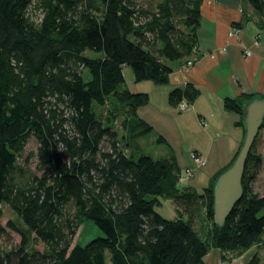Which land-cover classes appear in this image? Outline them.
Segmentation results:
<instances>
[{
  "label": "trees",
  "instance_id": "1",
  "mask_svg": "<svg viewBox=\"0 0 264 264\" xmlns=\"http://www.w3.org/2000/svg\"><path fill=\"white\" fill-rule=\"evenodd\" d=\"M244 1L263 27L264 0ZM147 2L143 7L135 0H0V205L23 223H8L20 240L0 252V264H205L210 248L230 262L264 245V195L251 186L258 133L242 194L222 226L213 222V185L242 143L199 191L178 186L173 155H131L134 138L152 127L137 114L148 95L125 86L123 68L131 69L135 82L167 83L173 65L191 57L197 44L202 0ZM30 5L41 11L39 21L28 16ZM197 95L185 84L169 91L168 103H192ZM245 102L226 97L222 106L244 125ZM118 116L124 134L114 127ZM30 137L37 143L38 174L18 161ZM104 140L107 149H101ZM163 199L175 203L176 218L155 211ZM200 210L203 234L192 226ZM84 220L102 235L72 244ZM245 264H259L257 253Z\"/></svg>",
  "mask_w": 264,
  "mask_h": 264
},
{
  "label": "crops",
  "instance_id": "2",
  "mask_svg": "<svg viewBox=\"0 0 264 264\" xmlns=\"http://www.w3.org/2000/svg\"><path fill=\"white\" fill-rule=\"evenodd\" d=\"M260 19L244 0H202L197 44L191 54L195 61L188 70H181L183 63H175L167 83L156 84L135 82L131 69L123 68L125 84H143L139 88L135 86L136 90H129L148 95V103L137 109L138 116L153 129L158 118L163 119L160 124L175 132L182 145L205 156L204 166L211 158H217L220 165L209 176L230 162L244 137V125L239 122V115L225 110L223 99L236 98L242 102H247L249 96L264 99V26H259ZM229 31L235 33L229 36ZM244 49L250 52L249 56L244 55ZM184 84L195 87L198 95L189 110L179 112L169 105L168 93ZM168 121H175L177 127L169 128ZM180 128L185 132L183 137ZM124 133L122 130L120 134ZM160 133L159 141H168L165 138L168 134ZM187 134L192 138L187 136L185 140ZM127 138L126 135L125 141ZM133 141L137 147L140 138L135 137ZM261 247H254L260 261ZM210 253L211 264H215L217 258L221 262L217 263H226H222L217 249L212 248Z\"/></svg>",
  "mask_w": 264,
  "mask_h": 264
},
{
  "label": "rangeland",
  "instance_id": "3",
  "mask_svg": "<svg viewBox=\"0 0 264 264\" xmlns=\"http://www.w3.org/2000/svg\"><path fill=\"white\" fill-rule=\"evenodd\" d=\"M138 5L146 7L149 6V3L147 0H135ZM159 0H154V2L151 3L153 6L155 2H158ZM28 16L30 17L31 20L33 21H39L42 13L39 9H35L32 5L28 7ZM85 55L88 56H100L101 53H95L90 50H85L84 52ZM79 70H82L80 67ZM84 71V79L87 80L89 79V73L87 70H82ZM127 80V79H126ZM125 84V82H124ZM134 84L127 82L125 86L130 89V90H136L135 86H141L143 84ZM104 112V110H103ZM120 121H121V116H118L115 119L114 122V127L122 133V129L120 128ZM153 122V121H152ZM160 122H163V119L160 117L158 118V124L156 123L155 128L149 133H147L145 136H139L140 141H137L139 144L137 148H131L132 153L131 155L133 156V159H137L140 155H147L151 156L152 158H160V157H167L170 155H174L176 157V162L177 165L180 169V172H182L186 167L192 168L193 174L183 183L178 186L180 187H193L195 189L202 190L207 184L209 185L211 182V178L214 177L217 173L218 170L213 173L211 176H209L214 170H216V167L219 166L220 161H217V158H211L206 166H201V167H195L194 162L190 159V153L193 151L189 146L185 147L181 143V139L177 138L176 133L171 131L168 128L163 127ZM170 124L169 128L173 126L174 128L177 127V124L175 121H168ZM166 124V121H165ZM182 131V137L185 136V132L182 128H180ZM160 132H166L168 134L165 136L167 137L166 142H160L158 141V136L161 134ZM186 135V138L184 137L185 140H187L188 137L192 138L191 136ZM123 146H126L122 144ZM101 149H107L108 145L107 142L104 140L100 144ZM36 148H37V143L36 141L30 137L28 138L23 151L20 153V156L18 157L19 163H26L33 171L34 173L38 174V170L36 169ZM127 152V151H126ZM255 154L259 156V163H258V168L255 174V177L253 178L252 181V189L254 192L258 193L259 195H264V120H263V127L259 130L258 132V137L255 142ZM202 157L205 158L204 155ZM206 160V158H205ZM207 162V161H206ZM205 162V163H206ZM196 165V164H195ZM215 167V168H214ZM252 171V167L250 166V172ZM210 182V183H209ZM160 205L155 207V211L158 212L163 218L165 219H174L178 216L177 211H176V205L172 200H160ZM1 209V214H0V225L4 228V232L0 235V252L3 250H6L10 247L16 246L19 243L20 237L18 233L13 231L10 227H8V223L12 222L16 226L23 227V223L20 220L18 216H16L12 210L4 203L0 205ZM181 209V208H180ZM68 211L69 213H72L73 207L70 205L68 206ZM184 215L185 212L183 209L181 210ZM261 213H264V209L261 211ZM192 226L194 229L199 233L203 234L204 231V222H203V212L202 210L199 211V214H195V216L192 218ZM102 233L101 231L90 221L84 220L82 223L78 226L76 234L73 238L72 244L74 243H79L80 245H84L86 242L91 240L94 237L101 236ZM33 246L36 249L42 250L43 245L40 242H36L33 244ZM263 247L260 248L262 254H261V261L259 259V264H264V245ZM212 248H210L211 250ZM210 250L207 252V254L204 256L203 261L205 264H211L210 259H212ZM255 248L250 249L247 252H244L242 255L238 256L237 258H232L230 262H226L225 264H245L254 254ZM249 253V254H248ZM220 262L218 260L215 264H220L217 263ZM225 261H222V263Z\"/></svg>",
  "mask_w": 264,
  "mask_h": 264
},
{
  "label": "water",
  "instance_id": "4",
  "mask_svg": "<svg viewBox=\"0 0 264 264\" xmlns=\"http://www.w3.org/2000/svg\"><path fill=\"white\" fill-rule=\"evenodd\" d=\"M264 120V99L254 98L243 105L244 137L229 165L213 185V222L222 226L242 194L241 179L249 151Z\"/></svg>",
  "mask_w": 264,
  "mask_h": 264
},
{
  "label": "built area",
  "instance_id": "5",
  "mask_svg": "<svg viewBox=\"0 0 264 264\" xmlns=\"http://www.w3.org/2000/svg\"><path fill=\"white\" fill-rule=\"evenodd\" d=\"M235 33V31H229L228 35L231 36ZM244 55L249 56L250 52L247 49H244ZM195 58L189 57L181 66L182 71L188 70L194 63ZM185 85V84H184ZM183 85V86H184ZM191 108V103H189L185 98H181V100L177 103L175 109L179 112L187 111ZM204 125V123H202ZM190 159L194 162L195 167H201L205 164L206 160L204 157L199 155L198 153L192 152L190 153ZM193 169L190 167H186L182 172H180L178 183L183 184L192 174Z\"/></svg>",
  "mask_w": 264,
  "mask_h": 264
}]
</instances>
